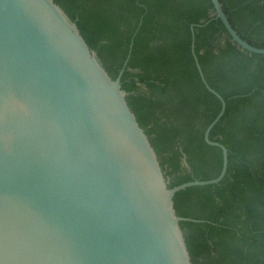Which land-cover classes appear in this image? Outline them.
<instances>
[{"label": "water", "instance_id": "95a60500", "mask_svg": "<svg viewBox=\"0 0 264 264\" xmlns=\"http://www.w3.org/2000/svg\"><path fill=\"white\" fill-rule=\"evenodd\" d=\"M211 2L210 18L190 24L191 50L221 101L204 130L222 149L221 169L169 186L122 69L108 73L54 0H0V264H193L180 221L201 219L177 214L173 196L218 182L228 162L209 138L226 101L204 77L194 26L218 17L232 42L264 53Z\"/></svg>", "mask_w": 264, "mask_h": 264}, {"label": "trees", "instance_id": "16d2710c", "mask_svg": "<svg viewBox=\"0 0 264 264\" xmlns=\"http://www.w3.org/2000/svg\"><path fill=\"white\" fill-rule=\"evenodd\" d=\"M54 1L108 73L122 69L121 87L168 185L216 176L222 149L206 142L204 130L221 101L200 76L190 29L210 18L211 0ZM221 2L240 35L264 46V0ZM194 30L204 77L226 101L209 138L227 147L228 162L218 182L177 190L174 207L201 219L180 221L193 264H264V53L232 42L218 17Z\"/></svg>", "mask_w": 264, "mask_h": 264}]
</instances>
